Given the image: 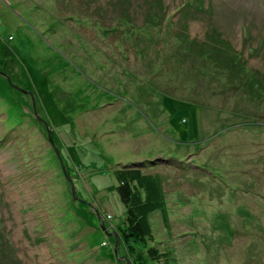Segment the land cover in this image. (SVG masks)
<instances>
[{"label": "rangeland", "instance_id": "rangeland-1", "mask_svg": "<svg viewBox=\"0 0 264 264\" xmlns=\"http://www.w3.org/2000/svg\"><path fill=\"white\" fill-rule=\"evenodd\" d=\"M127 262L264 264V0H0V264Z\"/></svg>", "mask_w": 264, "mask_h": 264}, {"label": "trees", "instance_id": "trees-1", "mask_svg": "<svg viewBox=\"0 0 264 264\" xmlns=\"http://www.w3.org/2000/svg\"><path fill=\"white\" fill-rule=\"evenodd\" d=\"M137 171L142 172V169L138 166L134 167L130 164H124L121 165L118 170L116 168L114 172L117 178L116 192L125 208L124 227L122 228L123 236L128 240L131 238L132 240L143 243L145 241V232L147 229H145L142 222L139 210L140 205H142V198L139 192L136 191L137 189L134 187L135 185L131 176L132 172L136 173ZM151 186L152 192L154 194L158 193L154 191L155 186Z\"/></svg>", "mask_w": 264, "mask_h": 264}, {"label": "water", "instance_id": "water-1", "mask_svg": "<svg viewBox=\"0 0 264 264\" xmlns=\"http://www.w3.org/2000/svg\"><path fill=\"white\" fill-rule=\"evenodd\" d=\"M3 74H5V73H3ZM6 75V74H5ZM7 78H8V76H6ZM46 125V124H45ZM46 127H47V125H46ZM47 132H48V139L49 140H51V138H50V132H49V129L47 128ZM117 240L118 239H116V241H115V243H117ZM116 250V244H115V246H114V251ZM128 263V262H127ZM129 264V263H128Z\"/></svg>", "mask_w": 264, "mask_h": 264}]
</instances>
